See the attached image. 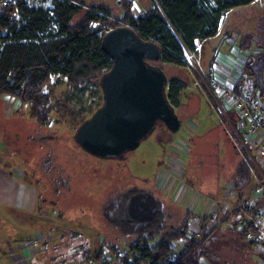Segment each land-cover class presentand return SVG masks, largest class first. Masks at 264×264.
<instances>
[{"label": "rangeland", "instance_id": "obj_1", "mask_svg": "<svg viewBox=\"0 0 264 264\" xmlns=\"http://www.w3.org/2000/svg\"><path fill=\"white\" fill-rule=\"evenodd\" d=\"M83 2L106 5L112 17L121 13L120 0ZM44 3L43 8H48L51 0ZM153 4L152 0H134V16L152 10ZM260 23H264V0L221 16L219 34L199 41L198 60L192 66L157 63L167 77L183 84L174 107L181 128L171 132L156 124L122 159L93 156L75 138L80 121L89 119L102 104L99 89L90 85L83 95H75L63 78L51 77L44 89L50 94L54 119L52 125L43 127L31 118L26 105L17 109L0 96V197L9 179L4 172L27 181L37 193L35 210L28 215L0 210V264H99L92 252L114 243L124 249L126 242L105 222L102 208L131 190L130 194L146 191L159 201V208L167 214L168 229L180 228L186 211L195 226L189 232L197 233L196 229L202 231L205 226L206 233L216 226L201 249L202 264H264L262 246L239 236L238 222L244 216L230 214L253 190L262 172L260 160L255 159L258 168L251 169L249 178L237 188L239 162L251 168L252 158L241 157L244 152L234 130L238 123L234 115H224L204 82L210 76L213 82L224 83L230 72L239 74L258 50H240L238 41L244 42L246 34H256ZM213 57L217 62L211 64ZM217 94L222 96V91ZM221 105L232 111L225 98ZM258 227L264 242V222ZM111 256L109 250L105 257Z\"/></svg>", "mask_w": 264, "mask_h": 264}, {"label": "trees", "instance_id": "obj_2", "mask_svg": "<svg viewBox=\"0 0 264 264\" xmlns=\"http://www.w3.org/2000/svg\"><path fill=\"white\" fill-rule=\"evenodd\" d=\"M152 1L155 10L134 16V0H120L121 13L117 17H112L106 5H88L83 0H51V8L29 7L22 0L6 5L0 16V96L13 103L17 109L26 105L31 118L40 126L52 125L53 106L49 92L44 89L51 77L63 78L75 95H83L91 85L99 89L103 101L99 82L112 66L111 59L101 48L106 27L128 26L139 38L160 47L161 64L184 67V53L186 50L189 53L194 51L195 39L204 41L219 34L221 16L229 10L248 6L255 0ZM209 2H212L211 6ZM113 19L120 24L117 25ZM244 38V42L238 41L239 49L254 47L258 52L248 57L239 74L243 78H252L255 89L264 99V23L257 25L256 34H246ZM216 60L213 57L211 64ZM239 74L229 73V81L233 85ZM168 79L167 99L175 107L179 103L183 84L177 79ZM213 81L214 78L210 76L204 79L224 115H234L238 123L234 111L221 105L224 98L228 100L226 91H222V96H219L217 93L220 90H215V86L222 83ZM234 130L240 143L242 135L236 124ZM236 153L240 158L237 150ZM241 157L252 158V162L251 168L246 167L242 160L239 162L234 182L237 188L249 178L251 169L258 168L254 153L244 150ZM131 191L108 201L102 208L103 219L119 231L121 241H126L125 248L115 243L105 244L106 250L100 247L91 253L92 257L99 264H202L201 249L216 226L206 233L203 229L205 226H201L202 231L200 227L196 229L197 233L192 230L189 232L193 226L186 211L182 226L168 229L167 214L159 208L160 203L154 196L156 210L153 216L143 221L133 219L128 212L129 202L140 194L150 193L133 191L130 194ZM237 213L233 211L230 214ZM258 213L257 206L250 212L254 220ZM238 230L241 239L251 245L259 244L264 249V242L256 241L261 238V234L254 221L244 222ZM247 232L253 233L255 240H246ZM109 250L112 255L110 258L105 257ZM87 254L88 258L90 253ZM261 255L264 256V253Z\"/></svg>", "mask_w": 264, "mask_h": 264}, {"label": "water", "instance_id": "obj_3", "mask_svg": "<svg viewBox=\"0 0 264 264\" xmlns=\"http://www.w3.org/2000/svg\"><path fill=\"white\" fill-rule=\"evenodd\" d=\"M101 48L112 66L99 82L101 106L75 135L81 147L96 157L122 159L158 123L177 132L182 121L167 99L170 81L156 65L162 56L160 47L139 38L128 26H119L103 35ZM155 210V199L147 193L128 204L129 215L136 220L150 219Z\"/></svg>", "mask_w": 264, "mask_h": 264}, {"label": "built area", "instance_id": "obj_4", "mask_svg": "<svg viewBox=\"0 0 264 264\" xmlns=\"http://www.w3.org/2000/svg\"><path fill=\"white\" fill-rule=\"evenodd\" d=\"M14 1L15 0H0V16L4 11V7L8 5V3L10 4ZM22 1H24L29 7L45 5L42 0H36V3L32 0ZM51 7V4H49L48 8ZM151 9H156L154 4ZM194 47V52L188 54L184 53L182 60L186 65L185 67L192 66L193 63L198 60V54L200 51L199 39L194 40ZM215 90L226 91V96L232 106V111H234L238 117L237 128L242 135V138L240 139L242 151H250L254 153L258 161L260 160L259 163L262 168V172L260 173L261 175L256 178V184L253 190L245 196L243 200L238 201L233 208V211L237 210L240 213V216H244L239 219V227L243 226L244 222L248 220L254 221V224L259 226V223L264 222V219H262L264 215V99L260 96L258 90L255 89L252 78H243L240 74L237 77L236 84L234 83L233 85L231 81L223 83L222 80L221 85L216 84ZM256 206L260 213L257 214V219L254 220L250 212L256 209ZM246 217H248V219H246ZM191 224L194 226L193 223ZM193 232L196 233L195 230H193ZM260 239L256 240L257 243ZM246 240H255L254 234L247 232Z\"/></svg>", "mask_w": 264, "mask_h": 264}, {"label": "crops", "instance_id": "obj_5", "mask_svg": "<svg viewBox=\"0 0 264 264\" xmlns=\"http://www.w3.org/2000/svg\"><path fill=\"white\" fill-rule=\"evenodd\" d=\"M256 1L257 0H255L250 5H253ZM232 10H229V11H232ZM217 35L218 34H216L215 36L211 38H214ZM4 174H6L9 177V179L7 180L6 184L3 187H1L0 210H2L3 212L7 214H13V213L18 214L21 212H26V215H28L29 212H33L35 210L36 201H37L36 188L30 185L27 181L25 182L18 178L13 179V176L8 172H4ZM253 245H256V244H253Z\"/></svg>", "mask_w": 264, "mask_h": 264}, {"label": "flooded vegetation", "instance_id": "obj_6", "mask_svg": "<svg viewBox=\"0 0 264 264\" xmlns=\"http://www.w3.org/2000/svg\"><path fill=\"white\" fill-rule=\"evenodd\" d=\"M166 94H167V88H166Z\"/></svg>", "mask_w": 264, "mask_h": 264}]
</instances>
